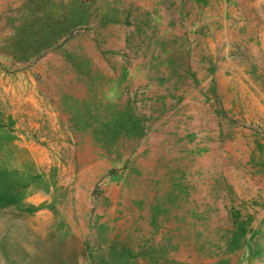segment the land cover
Returning a JSON list of instances; mask_svg holds the SVG:
<instances>
[{"label": "rangeland", "instance_id": "374dc122", "mask_svg": "<svg viewBox=\"0 0 264 264\" xmlns=\"http://www.w3.org/2000/svg\"><path fill=\"white\" fill-rule=\"evenodd\" d=\"M20 194L78 264H264V0H0Z\"/></svg>", "mask_w": 264, "mask_h": 264}, {"label": "crops", "instance_id": "0c3cea01", "mask_svg": "<svg viewBox=\"0 0 264 264\" xmlns=\"http://www.w3.org/2000/svg\"><path fill=\"white\" fill-rule=\"evenodd\" d=\"M1 200L0 264H78L83 258L70 236H58L54 216L46 207L38 209L32 197L21 195L13 204Z\"/></svg>", "mask_w": 264, "mask_h": 264}]
</instances>
